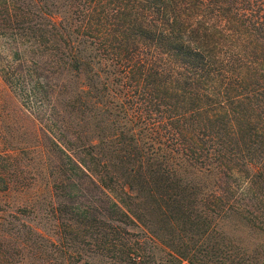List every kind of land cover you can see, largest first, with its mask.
I'll use <instances>...</instances> for the list:
<instances>
[{"label": "trees", "instance_id": "trees-1", "mask_svg": "<svg viewBox=\"0 0 264 264\" xmlns=\"http://www.w3.org/2000/svg\"><path fill=\"white\" fill-rule=\"evenodd\" d=\"M0 78L52 170L61 238L29 227L37 254L72 243L117 264H264L263 238L227 245L217 231L236 215L264 232V0H0ZM177 157L207 180L177 177ZM142 177L192 206L195 233L172 221L163 255L142 246L153 205L131 208Z\"/></svg>", "mask_w": 264, "mask_h": 264}, {"label": "rangeland", "instance_id": "rangeland-1", "mask_svg": "<svg viewBox=\"0 0 264 264\" xmlns=\"http://www.w3.org/2000/svg\"><path fill=\"white\" fill-rule=\"evenodd\" d=\"M37 127L38 124L30 116L28 109L22 105L20 99L0 78V257L8 260L9 264H46L48 259L54 257L53 263L55 259L62 256L65 257L63 259L65 264H72L75 257H78L76 263L81 264L96 261L97 264H117L113 262L114 259L109 258L111 255L107 252L99 251L91 254L84 245L79 247L80 252V250L71 249V243L69 245L70 254L56 252L52 256L47 249H44L43 254H37L38 249H34L35 245L32 246L33 243H37V247L39 239L32 240L33 237L28 233L29 227L37 229L43 237L50 241L58 242L61 238L60 221L58 222L56 215L51 210L52 170L49 166V159H46L47 150ZM176 159H173L172 162H175V165L179 164V166L174 165L177 167V177L180 176L182 180H192L195 184H201L207 180L205 169L193 165L194 163L189 160L184 161L179 157ZM132 160L129 159L127 168L139 170L138 177L139 173L144 170L141 166L142 160ZM144 180L145 177L144 179L142 177L138 181V191H131L137 200L131 199V208L136 209L139 202L141 205L143 202L153 205L155 209L152 215L147 216L151 225L146 219L141 223L145 230L152 233L156 239L152 244L146 237L143 239L142 246L143 249L149 250L154 255H163V241H167V245H170L168 233L171 236H176L174 230L171 229L172 221L180 222L179 226L174 228L183 229L182 234L190 236L195 233L196 230L192 226V222L188 223L182 218V215L186 216L190 213L192 206L187 203L188 200L175 186L172 188L170 186V189H161L159 184L144 182ZM167 195H171V198L168 199ZM174 196L184 202L182 207L170 206L174 201ZM162 198L163 200H161ZM158 203L162 205L163 209L158 207ZM169 206L170 209H168ZM197 209H199L198 205ZM213 213L215 215L218 212ZM129 225L126 228L139 236L140 227ZM257 228L258 225L252 226L243 217L230 215L223 219L220 227H217V231L224 235L227 245L236 244L238 241L252 244L259 241V238L264 239V232ZM186 239L188 240L189 237ZM155 241H157L156 243L161 241L163 246L155 245ZM186 243L190 244L187 241ZM75 250L79 252L76 254ZM61 261L57 262L61 263Z\"/></svg>", "mask_w": 264, "mask_h": 264}]
</instances>
